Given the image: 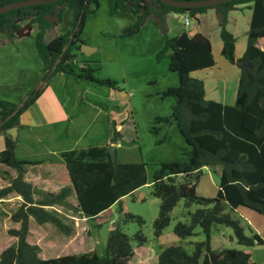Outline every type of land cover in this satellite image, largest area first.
<instances>
[{"label":"trees","instance_id":"obj_1","mask_svg":"<svg viewBox=\"0 0 264 264\" xmlns=\"http://www.w3.org/2000/svg\"><path fill=\"white\" fill-rule=\"evenodd\" d=\"M12 1L16 0H0V5ZM100 1L54 0L13 8L0 13V33L14 37L24 20L36 26L33 48L40 62L41 81L45 83L54 74L62 73L75 80L115 88L113 80L93 75L95 62L84 59L79 51L85 18L97 9ZM103 1L109 14L126 11L134 15L133 22L122 30L123 36L137 33L142 20L150 13L158 18L172 12L196 19L208 8H214L218 14L219 54L229 63L240 65L232 104L204 99L203 82L190 75L192 71L214 65L206 36L199 32L188 34L187 31L174 36L163 34L162 45L155 54L156 61L167 60V69L175 73L176 84L161 90L162 98L173 100L171 111L167 116H155L149 132L156 135L163 129L160 124H174L183 147L180 159L161 161L151 173L149 194L159 200L157 215L152 221L153 235H161L173 207L182 200L185 208L193 205L194 209L187 211L184 221L174 223L172 233L183 238L192 235L197 227L204 238L194 241L189 252L181 245L163 247L151 261L153 264H258L250 257V247L264 245V241L251 229L248 235L244 234L238 219L230 212L243 206L264 217V51L254 45L257 38L264 37V0H228L214 6L196 7L170 6L160 0ZM66 7L72 10L69 27L45 42L43 36L50 27L49 18L60 19ZM242 8L250 9V18L244 48L240 56L235 57V38L226 29L227 15L228 11ZM40 91L38 86L18 102L0 99V134L3 138L0 163L16 170L14 177L0 171V177L8 180V185L0 188V197L14 191L22 198L10 215L11 220L19 222V227L7 229L9 235L16 237V242L0 252V264H144V237L139 230L128 236L121 228V223L127 221L142 222L139 216L131 213H123L118 222L112 223L102 255L88 251L41 259L38 245L25 240L29 216L37 224L48 221L66 235L71 232L69 224L44 208L63 205L71 191L77 203L72 209L85 218H93L146 183L144 162L112 160L106 146L61 151L59 155L70 186H64L56 193L44 192L24 181L23 166L33 161L15 156L11 130ZM118 137L119 133L114 130L109 142H115ZM162 139L156 142L160 143ZM216 163L222 168L215 195L203 197L196 193V179L202 168L208 170ZM34 194L38 198H33ZM226 206L230 212L224 210ZM215 225L230 227L236 243L244 248H212L209 236Z\"/></svg>","mask_w":264,"mask_h":264},{"label":"rangeland","instance_id":"obj_2","mask_svg":"<svg viewBox=\"0 0 264 264\" xmlns=\"http://www.w3.org/2000/svg\"><path fill=\"white\" fill-rule=\"evenodd\" d=\"M249 16L250 10L247 8L228 11L226 29L230 30L235 38L236 54L243 49L246 39L244 31L247 30L244 27L248 28ZM71 17L72 10L66 7L60 19L55 16L49 18L50 27L44 33L43 40L47 42L65 31L69 27ZM184 18L188 19V25H183ZM133 20L134 15L126 11L109 14L105 1L101 0L97 9L86 16L80 35L85 45L94 48L89 54H83L84 59L95 62L93 66L96 70L93 75L96 78L113 80L116 82L115 88L75 80L70 75L65 77V81L62 76L56 75L51 81V86L62 99L68 95L75 96L74 104L66 106V109L75 115L78 113L77 120L74 121L77 126L80 125L79 119L84 121L82 129L83 125L87 126L85 135L80 137L78 147L87 145L83 141H88L87 137L92 135L95 143H104L105 134L111 133V126H115L116 131L121 133L117 138L119 145L114 152L115 159L144 162L146 183L135 192L122 196L118 203L112 204L93 218H85L74 209L70 211L73 217L68 218L60 214L63 221L72 226L74 233L71 236L63 234L51 223L48 229L40 228V225L32 222L26 241L40 246L38 256L41 259L88 251L102 255L106 234L112 223L118 222L123 213L139 216L142 221L140 224L135 220L127 221L121 223V228L128 236L139 230L144 237V264H153L151 259L163 247L181 245L189 252L194 241L204 238L197 227L192 235L183 238L172 233L174 223L177 220L184 221L187 211L194 209L193 205L185 208L182 200L173 207L169 223L161 235H153L152 221L157 215L159 200L149 194L151 173L161 161L180 159L183 147L174 124H160L163 129L156 135L149 132V126L155 116H167L171 111L173 100L170 97L162 98L161 90L176 84V75L167 69V60L163 58L156 61L155 54L162 45L163 34L174 36L195 27L207 35L216 62L212 67L192 71L190 74L203 82L204 99H220L225 104L234 102L240 65L218 58L216 45L219 44V17L214 8H208L197 15L196 19L187 14L172 12L158 18L150 13L142 20L137 33L123 36L122 30ZM36 30L34 24L24 20L14 37L8 38L0 33V99L18 102L31 90L42 87L45 83L41 81L40 62L33 48V35ZM256 43L261 42L257 40ZM115 117L119 118V122H112ZM159 138L163 139L157 143ZM1 143L3 144V141L0 136V146ZM91 143H94L93 140ZM221 168L222 165L216 163L208 170L201 171L196 179L197 194L207 198L215 195ZM224 210L230 212L227 206ZM62 212L68 215L65 210ZM235 212L238 215L234 212H230V215L238 219L244 234L248 235L253 223L251 220L246 221L247 218L242 213H256L243 206H237ZM257 216L264 220L262 215ZM2 227L0 222V251L11 244L9 235ZM131 244L135 243L131 241ZM209 244L213 248H244L236 243L231 228L223 225H215L212 228ZM262 246L264 245H254L250 250ZM260 252L261 249L254 255L261 257Z\"/></svg>","mask_w":264,"mask_h":264},{"label":"crops","instance_id":"obj_3","mask_svg":"<svg viewBox=\"0 0 264 264\" xmlns=\"http://www.w3.org/2000/svg\"><path fill=\"white\" fill-rule=\"evenodd\" d=\"M227 23H228V20H227ZM242 27H244V24H242ZM244 29H247V28L244 27ZM194 32H199V31L195 27H192L191 29L187 31L188 34H193ZM229 32L231 31L229 30ZM246 32L247 30L244 31V33ZM199 33L204 35L201 31ZM204 36L208 38L207 35H204ZM245 37H246V34H245ZM257 40H260L261 43L257 44L256 43ZM244 45H245V42H244ZM254 45L264 51V37L257 38L254 42ZM219 48H220V40H219V44L216 45V50H218V58L221 59V61L225 60L220 56ZM212 50L213 49L211 47V52ZM242 50L240 51V53H237V54L235 53V50H234V56L239 57ZM213 59H214V64H215L216 60L214 56H213ZM56 75L62 76L64 81H65V77H67V75H64L62 73H56L53 75V77L51 76L48 79V81L43 84V86L41 87V91L39 95L35 98V100L25 109V111H23L19 115L18 124L15 126L14 130L11 131L15 139V144H14L15 156L17 158L29 159L33 161L32 163H28L23 166L24 170L22 173V179L30 183L35 188H38L44 192H49V193H56L58 192L60 188L64 186H70L66 167L61 161V158L59 155L61 151L69 150V149L87 148L90 146H106L108 148L110 144H113L112 150L115 152L116 148L119 145V143L117 142V139L113 143L109 142L112 136V130L113 131L116 130L115 126H111V133L107 132L105 134V141H103L104 143H101V144L95 143L94 141L95 138L92 139L93 137L92 135V136L87 137L88 141H83L84 143H87V145L78 147L80 137L85 135L86 133L85 129L87 126L83 125L84 127L82 129L81 126L84 121H82L81 119L78 120L80 121V125L77 126L74 121L77 120L78 113L75 115L74 112H69L66 109V106L74 104L75 96L73 95L72 97L68 95L67 97H64L62 99V97L59 96L56 93L55 89L51 86V83H52L51 81H53ZM61 85L65 86V84H62V83ZM212 100L221 102L220 99H212ZM229 104H232V103H229ZM117 120H119L118 117L112 118V122L114 121L116 123L119 122ZM78 129H80V132H78ZM0 136L2 138L1 134ZM92 140L94 143H91ZM2 141H3V138H2ZM2 146L3 144L1 143L0 148ZM121 162H127V161L121 159ZM0 171L6 172L8 176L10 177H14L16 175V170L14 168L9 167L2 163H0ZM6 185H8V180L0 177V188ZM33 198H38V196L34 194ZM21 200H22L21 196L18 195L14 191H10L4 196L0 197V222H2V226H3L2 228L6 233H7V229L9 228L17 229L19 227V222L11 220L10 215L20 204ZM64 201L65 203L63 205L54 204L50 206H45L44 208L49 211H53V212L56 211L58 213L57 214L58 216H60V214H63L68 218L73 217L70 214V211L72 209V206L76 207L77 205L73 191H71L65 197ZM110 207L111 205L108 208ZM235 209L233 212L236 215H238L235 212ZM62 210H65V212H67L68 215H66V213H63ZM103 211H101L100 213H102ZM76 212H79V211H76ZM242 214H244V217L247 218L245 219L246 221H249V222L252 221L251 223L253 224H251L252 225L251 230L255 232L264 241V230H263L264 220L260 218V216H257L258 213L252 214L251 212H247V214L245 213H242ZM32 222L37 224L33 220V218L29 216L28 217V228H27V232L25 235V240H26L27 233H28V230ZM50 223L51 222L47 221V222L37 224V225H40V228L41 227L48 228V227H51ZM73 233H74V230H71V232L67 234V236H71ZM7 235L9 234L7 233ZM9 238L11 240V244H14L16 242L15 236L9 235ZM30 244H33V243H30ZM38 247L40 251V246L38 245ZM3 249H1V251ZM259 249H261V252H260L261 254L259 253L261 257H259L256 254L254 255V253ZM250 257L254 261H256L258 264H264V246L252 248L250 250Z\"/></svg>","mask_w":264,"mask_h":264},{"label":"water","instance_id":"obj_4","mask_svg":"<svg viewBox=\"0 0 264 264\" xmlns=\"http://www.w3.org/2000/svg\"><path fill=\"white\" fill-rule=\"evenodd\" d=\"M54 0H16L12 1L3 5H0V13L5 12L7 10L33 5V4H40L45 2H51ZM162 3L170 5V6H179V7H196V6H214L228 0H160ZM93 47H89L85 45L83 42L80 44L79 51L84 55L89 54L93 51ZM12 129L11 131H13ZM13 136V133H11ZM113 144H110L107 148L108 153L110 154L112 160H115L114 151L112 150ZM213 166V165H211ZM202 171H205V168H202Z\"/></svg>","mask_w":264,"mask_h":264},{"label":"built area","instance_id":"obj_5","mask_svg":"<svg viewBox=\"0 0 264 264\" xmlns=\"http://www.w3.org/2000/svg\"><path fill=\"white\" fill-rule=\"evenodd\" d=\"M188 24V19L187 18H184L183 19V25H187Z\"/></svg>","mask_w":264,"mask_h":264}]
</instances>
